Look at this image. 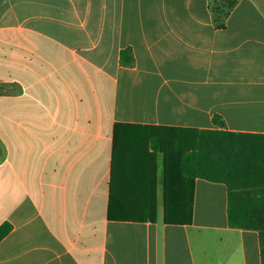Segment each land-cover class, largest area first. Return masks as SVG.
Here are the masks:
<instances>
[{
  "label": "crops",
  "instance_id": "1",
  "mask_svg": "<svg viewBox=\"0 0 264 264\" xmlns=\"http://www.w3.org/2000/svg\"><path fill=\"white\" fill-rule=\"evenodd\" d=\"M215 1L0 0V264H262L225 184L166 224L163 155L114 152L118 123L264 136V0Z\"/></svg>",
  "mask_w": 264,
  "mask_h": 264
},
{
  "label": "trees",
  "instance_id": "2",
  "mask_svg": "<svg viewBox=\"0 0 264 264\" xmlns=\"http://www.w3.org/2000/svg\"><path fill=\"white\" fill-rule=\"evenodd\" d=\"M237 1H215L213 15L225 20ZM220 26H224V21ZM120 63L128 67L134 65L130 48L121 52ZM215 123L223 125L217 119ZM122 147L125 157H131L141 166L143 176H150L154 171V156L163 155V221L166 224H192L194 181L197 178L225 184L229 225L259 232L264 264V136L226 129L193 130L118 123L114 126V152H121ZM148 148L153 154H148ZM109 217L115 218L111 213ZM138 219L156 220L154 216ZM11 230V224L3 223L0 241Z\"/></svg>",
  "mask_w": 264,
  "mask_h": 264
},
{
  "label": "rangeland",
  "instance_id": "3",
  "mask_svg": "<svg viewBox=\"0 0 264 264\" xmlns=\"http://www.w3.org/2000/svg\"><path fill=\"white\" fill-rule=\"evenodd\" d=\"M162 168H163V167L160 166L159 169H158V171H157V172H158V179H159V181H160L161 178H162Z\"/></svg>",
  "mask_w": 264,
  "mask_h": 264
}]
</instances>
